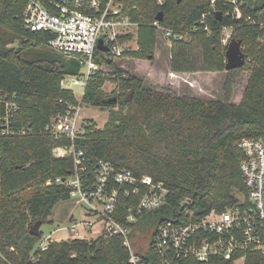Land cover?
<instances>
[{"label": "trees", "instance_id": "obj_1", "mask_svg": "<svg viewBox=\"0 0 264 264\" xmlns=\"http://www.w3.org/2000/svg\"><path fill=\"white\" fill-rule=\"evenodd\" d=\"M163 1L126 0L128 13L139 24V48L125 50L123 56L154 58L159 31L153 23L163 11L161 24L184 34L172 39V72L226 71L228 47L221 42V27L234 25L233 38L242 41L249 61L227 71L225 100L204 101L156 91L135 76H118L124 93L105 96L102 86L107 78L99 70L89 79L83 102L98 107L120 105V109L111 112L104 128L89 120L72 139L65 134L54 136L45 127L67 110L69 102L77 103L74 91L64 88L62 81L79 74L80 62L49 45L51 32L24 26L29 0H0V94L9 95V100L16 96L19 105L5 124L9 112L0 101V264H128L129 251L120 236L53 240L45 250L37 247L43 234H31V225L38 219L47 222L55 204L70 198L71 188L56 179L73 174L75 160L72 155L58 157L57 146L74 144L84 149L86 175L91 180L97 162L103 159L117 170L127 168L138 177L149 175L168 187L169 204L147 212L141 223L151 224L183 206L200 214L212 209L223 212L239 202L237 192L246 194L240 142L246 137L264 140L263 30L221 15L224 0H216L215 8L211 0ZM260 8L264 9V2L256 4L255 9ZM211 11L206 20L211 32H207L200 21ZM120 39H132V35ZM16 40L21 41L19 47L8 46ZM96 55L100 62L114 64L113 57L111 62L109 57L101 59L104 52L97 50ZM246 68L251 71L247 88L240 104L232 103L234 83ZM121 71L115 70L117 75H123ZM130 93L132 99L127 100ZM137 197L122 195L119 215L126 213L124 204L136 203ZM184 200L188 202L182 205ZM182 264H232V260L190 258ZM244 264H264V252H247Z\"/></svg>", "mask_w": 264, "mask_h": 264}, {"label": "built area", "instance_id": "obj_2", "mask_svg": "<svg viewBox=\"0 0 264 264\" xmlns=\"http://www.w3.org/2000/svg\"><path fill=\"white\" fill-rule=\"evenodd\" d=\"M211 2L215 8L216 0ZM261 2L264 0H224L225 8L221 15L237 22L257 25L264 33V9H255L256 4ZM159 3L164 1L159 0ZM211 14L212 11L204 13L200 23L206 24ZM23 24L33 31L51 32L53 37L49 45L80 62L81 70L79 74L72 75V84L83 87L82 97L89 79L107 65L97 58L99 41L102 39L109 48L108 51L100 50L105 53L101 59L113 57L115 60L123 56L124 45L131 40L120 38L132 35L139 27L127 11L126 0H29L23 13ZM153 25L166 40L171 41V46L173 38L184 36L163 26L157 19ZM204 28L211 32L207 24ZM234 29V25L221 27L224 46H229ZM8 96L0 94V101L7 105L9 112L4 117L5 124H8L11 112L19 107L16 96L12 100ZM82 97L76 96V104L69 102L67 110L53 118L45 131L54 136L65 134L72 139L82 133ZM6 132L4 128L3 133ZM240 148L244 153L240 170L246 194L243 198L239 197L237 204L223 212L212 209L206 214L183 206V210L163 215L151 224L143 221L149 222V229L140 237V220L147 212L169 204L170 189L162 182H155L149 175L138 177L130 169L117 170L111 162L103 159L97 162L94 180H91L86 175L88 165L84 149L76 148L74 144L57 146L54 151L58 157H74L75 172L58 177L56 182L68 185L71 188L70 198L84 204L89 216L94 215V219L83 222L81 230L72 217V223L65 227L66 238L90 239L87 236L92 235L93 229L98 226V236L123 238L129 251L128 264H182L190 258L208 262L213 257L232 260L235 264L240 259L245 261L249 251L264 252V140L246 137L241 140ZM122 195L138 196L139 199L128 206L124 204L126 213L119 215ZM187 202L184 200L181 204ZM134 233H137L136 237ZM48 240L39 247L47 249L52 238L48 236Z\"/></svg>", "mask_w": 264, "mask_h": 264}, {"label": "rangeland", "instance_id": "obj_3", "mask_svg": "<svg viewBox=\"0 0 264 264\" xmlns=\"http://www.w3.org/2000/svg\"><path fill=\"white\" fill-rule=\"evenodd\" d=\"M21 45L20 40H16L10 43L8 46L19 47ZM200 46V45H199ZM139 48L138 33L132 34V39L124 45L126 51H133ZM200 48V47H199ZM171 41L166 40L161 32H159L155 55L153 59L149 58H136L132 56H122L114 60L113 65H104L103 75L106 76V80L102 86V90L105 92V96H118L123 92L121 88V79H128L131 76L138 77L144 81V85L156 91H164L174 95L188 96L192 98L202 99L204 101H218L225 100L224 85L228 76L227 71H223L222 77H216L209 79L210 77L204 75L200 77L198 81L187 80L184 72H172L171 69ZM141 59V60H137ZM249 61L246 58V62ZM116 69H121L123 75L115 72ZM197 72V71H196ZM175 74V76H172ZM219 74V73H218ZM251 71L249 68L240 71L233 87V94L231 97L232 103L240 104L245 90L247 88ZM120 76L122 78H116ZM205 77L207 78L205 80ZM72 75H67L63 80L64 87H70L75 91L78 98L82 97L83 87L80 85L72 84ZM127 91L126 93H129ZM120 109V105L115 107H98L87 103L82 104L81 120L83 125L88 124L89 120H92L98 128H104L105 124L110 118L112 111ZM125 112V111H124ZM238 197L243 198L242 193H236ZM87 208L84 204L77 203L75 199L69 198L67 200H61L57 202L53 208L51 215L47 222L42 224L41 232L43 234L42 239L37 244V247L41 244L47 243L48 236L52 238L51 241L68 240L71 237L66 238L67 231L65 227H68L72 223V217L74 222H78V228L81 230L83 222L85 220L94 219L93 216H89ZM73 222V223H74ZM99 227L93 229L92 235H89L91 239L98 237ZM149 229V222H142L139 229L140 237H143ZM150 235L147 239H149ZM235 264H244V260L240 259Z\"/></svg>", "mask_w": 264, "mask_h": 264}, {"label": "water", "instance_id": "obj_4", "mask_svg": "<svg viewBox=\"0 0 264 264\" xmlns=\"http://www.w3.org/2000/svg\"><path fill=\"white\" fill-rule=\"evenodd\" d=\"M180 1V0H179ZM221 17V16H220ZM156 19L159 21H162L164 19V12L160 11L158 12ZM98 48L102 51H108L109 48L107 46L104 45L103 40L101 39L99 41L98 44ZM151 57H149V59H151ZM226 71L232 70V69H236V68H240L243 67L246 63V54L243 51V47H242V41L237 39V38H233L226 50ZM112 59H109V62H111ZM132 93L129 94L127 100H131L132 99ZM114 101H117V98H114ZM43 222L41 219H38L34 224L31 225L30 228V233L33 235H40L41 234V226H42ZM134 237L137 236V233H134L133 235Z\"/></svg>", "mask_w": 264, "mask_h": 264}, {"label": "crops", "instance_id": "obj_5", "mask_svg": "<svg viewBox=\"0 0 264 264\" xmlns=\"http://www.w3.org/2000/svg\"><path fill=\"white\" fill-rule=\"evenodd\" d=\"M137 60H141V59H137ZM205 73V74H204ZM219 73V74H218ZM222 73H224L223 71H197V72H184L183 73V75H184V77L187 79V80H193V81H198L199 79H200V77H202L203 76V74L204 75H207V76H209L210 78L209 79H211V78H215L216 77V75H217V77H222L221 76V74ZM216 77V78H217ZM207 78L205 77V80H206ZM74 219V218H73Z\"/></svg>", "mask_w": 264, "mask_h": 264}]
</instances>
